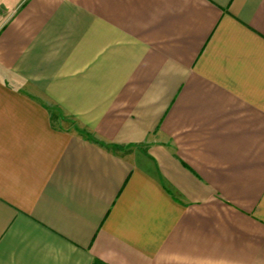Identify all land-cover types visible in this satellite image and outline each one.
Masks as SVG:
<instances>
[{"label":"crops","instance_id":"0c3cea01","mask_svg":"<svg viewBox=\"0 0 264 264\" xmlns=\"http://www.w3.org/2000/svg\"><path fill=\"white\" fill-rule=\"evenodd\" d=\"M264 264V0H0V264Z\"/></svg>","mask_w":264,"mask_h":264},{"label":"trees","instance_id":"16d2710c","mask_svg":"<svg viewBox=\"0 0 264 264\" xmlns=\"http://www.w3.org/2000/svg\"><path fill=\"white\" fill-rule=\"evenodd\" d=\"M93 264H104V263H102V262H100V261H94Z\"/></svg>","mask_w":264,"mask_h":264}]
</instances>
